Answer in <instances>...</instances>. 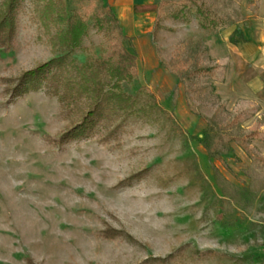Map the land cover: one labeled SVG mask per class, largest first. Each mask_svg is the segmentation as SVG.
Wrapping results in <instances>:
<instances>
[{"label": "rangeland", "instance_id": "rangeland-1", "mask_svg": "<svg viewBox=\"0 0 264 264\" xmlns=\"http://www.w3.org/2000/svg\"><path fill=\"white\" fill-rule=\"evenodd\" d=\"M80 7L106 9L23 0L0 46V264H264V0H157L154 32L124 44L135 111L66 139L86 98L11 93L68 54L57 18ZM88 23L68 62L115 37Z\"/></svg>", "mask_w": 264, "mask_h": 264}, {"label": "trees", "instance_id": "trees-1", "mask_svg": "<svg viewBox=\"0 0 264 264\" xmlns=\"http://www.w3.org/2000/svg\"><path fill=\"white\" fill-rule=\"evenodd\" d=\"M23 0H4L0 4V46L12 45L16 34V19ZM106 8V7H105ZM157 10V23L159 18ZM201 16L206 14L200 11ZM95 15L99 29H108L115 36L106 47L104 53L95 62L79 65L74 60L68 62V54L80 47L83 37L89 30L88 18ZM58 22L66 25L62 33V47L68 54L57 57L36 69L23 74L12 90L13 100L31 92H38L47 87L50 94L58 95L65 88L62 99H71L77 104L82 98L89 102V111L82 121L65 138H83L111 114L132 112L135 100L125 91V85H132L138 78L137 57L125 47L126 41L132 39L122 32L119 21L108 8L94 14L92 8L82 7L72 11L70 15H59ZM71 68V76L68 70ZM146 91V90H144ZM149 92V91H148ZM151 97H153L151 95ZM76 106V105H75Z\"/></svg>", "mask_w": 264, "mask_h": 264}, {"label": "crops", "instance_id": "crops-1", "mask_svg": "<svg viewBox=\"0 0 264 264\" xmlns=\"http://www.w3.org/2000/svg\"><path fill=\"white\" fill-rule=\"evenodd\" d=\"M133 41L148 38L157 22V0H101Z\"/></svg>", "mask_w": 264, "mask_h": 264}]
</instances>
